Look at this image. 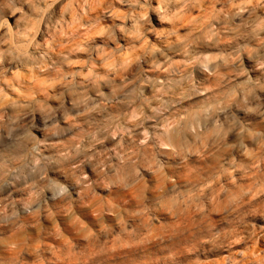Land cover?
<instances>
[{
    "label": "clouds",
    "instance_id": "clouds-1",
    "mask_svg": "<svg viewBox=\"0 0 264 264\" xmlns=\"http://www.w3.org/2000/svg\"><path fill=\"white\" fill-rule=\"evenodd\" d=\"M0 264H264V0H0Z\"/></svg>",
    "mask_w": 264,
    "mask_h": 264
}]
</instances>
